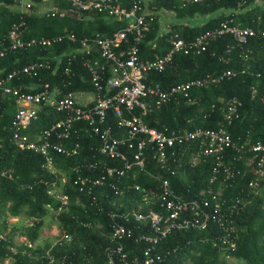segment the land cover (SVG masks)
I'll return each instance as SVG.
<instances>
[{
  "label": "built area",
  "instance_id": "2783aa9c",
  "mask_svg": "<svg viewBox=\"0 0 264 264\" xmlns=\"http://www.w3.org/2000/svg\"><path fill=\"white\" fill-rule=\"evenodd\" d=\"M11 1L18 13L29 12L32 0ZM63 1L81 12L94 11L108 18L124 21L125 26L109 38L95 36L92 39L78 40L74 51L48 59H39L13 69L4 79H0V93L11 96L15 106L13 117L6 126L10 143L19 152L39 155L43 160V170L55 175V180L44 182L48 197L57 204L56 210L46 205L47 213H53L55 216L65 213L69 205L68 195L62 190L64 179L62 175H56L51 153L64 157L77 156L78 143L62 146L57 141H66L73 136L77 139L78 134H84L97 140L95 153L98 156L116 160L121 165L109 166L92 160L82 166L90 169L99 168V175L76 176L71 184L79 193H85L87 196H91L95 188L103 185L115 190L119 196L129 191L137 196L134 205L127 211L121 210V204H116L113 210L106 213L109 218V231L106 236L107 244L103 247L104 264H160L163 258L170 254L169 250L164 252L158 250L163 241L174 233L205 231L210 221H214L219 230V234L209 240L211 245L223 246L229 251H234L236 240L234 212L257 194L264 180V143L251 144L244 141L242 145L236 146L227 132L232 121L238 118L239 102L235 99L227 101L221 124L211 130L198 128L169 130L166 127L157 130L147 127L142 122V117L171 101L175 104H192L194 101L190 92L193 89L216 86L223 80L233 77L235 73L223 71L216 75H206L173 84L166 89H162L158 83H146L145 80L151 72L164 71L176 54L186 56L204 52L212 38L230 35L236 44H244L248 38L264 39V29L242 28L238 23H234L232 18H225L216 27L189 42H184L177 34H171L167 38L166 52L142 58L138 46L145 34L151 30V25L159 12L155 5L147 6L149 0ZM164 1L178 2L180 7L201 2V0ZM245 1L239 0L233 12L240 11ZM35 14L45 17L70 15L68 11L54 5ZM24 24L21 17L19 22L12 23L9 30L0 35V59L12 51L33 47L47 48L63 41L74 42L73 35L65 32L56 37L21 39V28L25 26ZM153 48L154 44L151 45V49ZM228 52L229 50L226 54ZM249 53L250 50H245L241 55L242 59H247ZM77 54L81 55V66L85 69L92 88V92L88 93L91 98L87 101H79L76 94L63 92L58 87L50 89L46 83L40 84V88L36 90L26 92H19L16 88L6 86V82L20 76L35 78L39 71L60 65L62 75L66 78L61 83L64 89L72 76V62ZM46 109L61 113L62 118L30 139L28 132L30 125L37 119L39 113ZM107 112H111L115 119L114 128L106 124ZM175 148L177 150H174ZM146 149L151 151V160L155 165L170 175L174 174V169L181 163L192 168L206 158L212 157L213 165L206 188L192 198L185 199L175 192L166 180L150 175L157 183L155 189L135 183L117 189L115 181H119L127 173L145 172ZM168 149L171 150L168 152ZM226 149L233 151L234 155H229ZM174 153L179 156L177 161L174 158L169 159ZM225 158L229 162H226ZM240 161H243L244 168L239 172L232 164ZM169 162L174 164L173 168ZM73 171L76 173L77 169ZM247 173L249 178L242 188L246 190L245 196H233L229 203L220 200L223 188L230 186L237 175L242 179ZM0 178L14 179L8 169L0 170ZM242 189L241 192H244ZM93 199L91 197V200ZM75 202L77 203V200ZM17 221L18 217L8 219L11 223ZM24 223L30 224L28 220H24ZM79 226L91 233L101 228L98 223L88 222H79ZM71 238L72 235L62 232L55 245L62 248ZM129 239L143 245L139 258L128 260L123 249V241ZM171 251L175 252V248ZM26 255L31 257L34 264H63L65 261L64 256L54 257L49 250H43L41 254ZM183 264L192 263L186 259Z\"/></svg>",
  "mask_w": 264,
  "mask_h": 264
},
{
  "label": "trees",
  "instance_id": "16d2710c",
  "mask_svg": "<svg viewBox=\"0 0 264 264\" xmlns=\"http://www.w3.org/2000/svg\"><path fill=\"white\" fill-rule=\"evenodd\" d=\"M39 1L32 0V2ZM52 2L55 7L68 11L70 15L45 17L31 11L18 13L13 8L11 0H0V35L5 34L10 25L19 22L22 17L25 26L21 28V39L56 37L64 32L74 37L72 43L63 41L47 48L33 47L6 53L0 59V79H4L13 69L39 59L70 53L77 48L78 40L92 39L95 36L109 38L125 26L124 21L108 18L94 11H78L63 0ZM238 2L239 0H201L180 7L178 2L149 0L147 6L153 4L159 11L173 12L175 22L167 27L165 33H160L156 16L151 30L145 34L138 46L140 57L162 55L168 49L167 38L171 34H177L178 38L189 42L196 36L213 29L225 18H232L233 22L238 23L242 28L264 29V0H246L240 11L234 13ZM9 7L11 9H8ZM201 16L207 19L199 24H189L190 21ZM152 44H154L153 49H151ZM227 50L229 52L226 54ZM245 50H250V53L249 57L243 60L241 55ZM254 68L263 70V73H255ZM71 71L69 84L64 89L61 83L66 78L62 75L60 65L39 71L35 78L20 76L18 79L6 82V86L16 88L19 92H26L36 90L40 88V84L46 83L50 89L58 87L63 92L76 95L91 93L92 88L86 71L81 66L80 54L75 56ZM223 71H232L235 74L216 86L193 89L190 92L194 101L192 104L168 102L143 116L142 122L147 127L157 130L161 127L169 130L195 128L211 130L221 124L225 103L235 99L240 105L237 110L238 118L234 119L227 128L230 138L236 146L242 145L244 141L251 144L264 143V39L252 37L244 44H236L230 35L212 38L204 52L198 55H174L171 64L164 71L149 73L145 82L158 83L162 89H166L173 84L206 75H216ZM14 110L13 98L0 93V170L8 169L14 177L13 180L0 178V264L7 259L12 260L11 264H34L26 253L33 255L43 252V250H33L31 245L37 240L42 220L48 214L45 206L49 205L52 210H56L57 204L48 197L44 184L45 181L55 180V175L43 170V160L39 155L19 152L10 143L6 126L11 121ZM61 118V113L51 109L39 113L28 129L30 139ZM106 124L113 128L115 126L111 112H107ZM74 142L79 145L77 156L64 157L51 153L55 173L62 175L64 179L62 190L69 198L68 211L55 216L59 237L62 232H66L72 235V238L62 248L52 246L49 252L54 257L64 256L63 264H104L103 247L107 244L106 236L109 231V218L106 213L113 210L116 204H121V210L127 211L134 205L137 196L132 191L119 196L107 185L95 188L91 196L79 193L71 184L72 180L76 176L95 177L99 175L100 170L83 167V164L92 160L109 166L120 167L121 164L116 160L98 156L95 153L97 140L87 135L78 134L77 139L73 136L66 141H57L62 146H72ZM170 150L168 149V152ZM226 150L229 155H234L233 151ZM144 156L145 172L127 173L119 181H115L117 189L134 183L155 189L157 183L152 178L154 176L166 180L175 192L189 199L207 186L213 165L212 157L206 158L192 168L181 163L174 169V174L170 175L155 165L151 160L149 149L144 151ZM186 157L187 153L184 155L185 159ZM171 158L177 161L179 156L174 153L169 159ZM225 161L229 162L227 158ZM232 165L239 172L244 168L243 161ZM170 166L173 168L174 164L170 163ZM73 169H77V172L75 173ZM248 178V173L242 179L237 175L230 186L223 188L220 200L229 203L233 196H245L246 190L242 188ZM241 189L244 192H241ZM91 197L94 199L91 200ZM13 217L28 220L30 224L19 230L9 227L8 219ZM233 221L236 232L234 251H229L223 246L211 245L209 240L217 236L219 230L217 224L210 221L205 231L174 233L163 241L158 250L161 252L169 250L170 254L166 255L160 264H183L186 259L192 264H226L224 261L226 257L241 258L247 261V264H253V260L264 250V245H258L259 240L264 236V180L257 194L234 212ZM79 222L98 223L101 228L91 233L79 226ZM14 235L22 237L25 243L15 247L12 240ZM142 248V244L135 243L131 239L123 241V249L127 253L128 260L139 258ZM173 248L175 252L171 251Z\"/></svg>",
  "mask_w": 264,
  "mask_h": 264
},
{
  "label": "rangeland",
  "instance_id": "374dc122",
  "mask_svg": "<svg viewBox=\"0 0 264 264\" xmlns=\"http://www.w3.org/2000/svg\"><path fill=\"white\" fill-rule=\"evenodd\" d=\"M53 6V2L51 0H40L39 2H32L29 11L31 12H41L46 8H50ZM207 19L205 16L198 17L194 21H190L189 24H199L204 22ZM157 20L159 22L157 23L159 26V32L165 33V30L167 27L175 22V17L173 12L171 11H159L157 14ZM255 69V73L262 74L263 70H257ZM76 98L79 101H87L91 98V95L88 93L78 94ZM9 227L16 228L19 230V228L25 226L24 220L19 219L17 222H8ZM59 238V232H58V223L55 219V215L53 213H48L47 216L42 220V226L39 229L37 240L31 245V248L33 250H49L52 246H54ZM13 244L15 247H19L22 244L25 243V240L20 237L19 235H14L13 238ZM259 246L264 245V236L259 240L258 242ZM224 261L226 264H247V261L241 258H231L226 257L224 258ZM12 260L7 259L2 264H11ZM253 264H264V250L261 251V253L253 260Z\"/></svg>",
  "mask_w": 264,
  "mask_h": 264
},
{
  "label": "crops",
  "instance_id": "0c3cea01",
  "mask_svg": "<svg viewBox=\"0 0 264 264\" xmlns=\"http://www.w3.org/2000/svg\"><path fill=\"white\" fill-rule=\"evenodd\" d=\"M158 22H159V20H158Z\"/></svg>",
  "mask_w": 264,
  "mask_h": 264
}]
</instances>
